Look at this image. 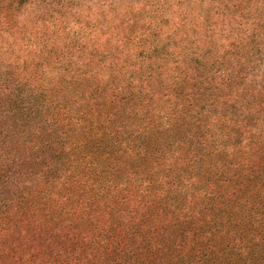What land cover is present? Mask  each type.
<instances>
[{"label": "rangeland", "instance_id": "374dc122", "mask_svg": "<svg viewBox=\"0 0 264 264\" xmlns=\"http://www.w3.org/2000/svg\"><path fill=\"white\" fill-rule=\"evenodd\" d=\"M194 112L212 114L213 136L195 171L171 155L140 163L141 152L113 163L196 194L209 176L264 164V0H0V158L18 166L0 201L27 192V171L63 184L67 170L111 165L94 144L75 154L68 143Z\"/></svg>", "mask_w": 264, "mask_h": 264}, {"label": "trees", "instance_id": "16d2710c", "mask_svg": "<svg viewBox=\"0 0 264 264\" xmlns=\"http://www.w3.org/2000/svg\"><path fill=\"white\" fill-rule=\"evenodd\" d=\"M211 115L184 114L128 134L136 116L114 132L66 144L75 154L94 144L90 154L111 156L100 173L67 170L62 184L50 181L47 169L25 172L27 192L0 201V264H264V164L209 176L196 194L197 184L183 189L180 177L155 189L140 179L143 165L113 163L141 152L140 163L171 155L195 171L213 155L205 127ZM61 158L68 159L65 152L54 160ZM17 167L0 158V194Z\"/></svg>", "mask_w": 264, "mask_h": 264}]
</instances>
